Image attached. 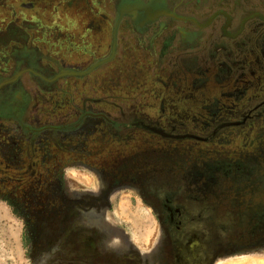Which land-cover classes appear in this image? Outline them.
Instances as JSON below:
<instances>
[{
  "label": "rangeland",
  "instance_id": "obj_1",
  "mask_svg": "<svg viewBox=\"0 0 264 264\" xmlns=\"http://www.w3.org/2000/svg\"><path fill=\"white\" fill-rule=\"evenodd\" d=\"M161 1L199 23L229 16L231 31L239 18L264 14V0ZM115 2L0 0V71L10 77L16 62L30 57L25 49L39 54L33 69L43 78L25 74L22 80H29L26 98L42 117L40 125H70L83 101L95 99L92 108L115 122L100 120L91 137L87 130H48L34 139L32 156L29 135L19 133L14 141L21 151L13 146L7 152L14 156L0 155V203H10V211L0 204V264H171L165 234L171 220L162 201L175 193H184L191 207L208 205L206 217L190 231L197 235L200 258L221 251L215 264L247 256L264 261V108L253 98L264 92L250 86L247 50L219 58L230 68L207 60L219 22L202 29L198 44L161 53L159 45L150 53L143 45L138 51L132 39V50L125 49L127 28L120 21L111 61L85 76L52 79L110 55ZM176 24L196 30L189 22ZM3 96L4 90L0 104ZM137 116L172 135L121 128ZM13 123L6 120L5 128ZM137 146L150 166L142 175L156 174L158 181H122L135 172L137 162L128 155ZM182 255L193 258L187 248Z\"/></svg>",
  "mask_w": 264,
  "mask_h": 264
},
{
  "label": "flooded vegetation",
  "instance_id": "obj_2",
  "mask_svg": "<svg viewBox=\"0 0 264 264\" xmlns=\"http://www.w3.org/2000/svg\"><path fill=\"white\" fill-rule=\"evenodd\" d=\"M115 3L117 5L118 12L122 6L127 4H135L141 8L134 14L133 13L125 14L121 19V21L125 23V27L127 28V30L125 31V37L123 38H124L125 49H128V51L132 50V47H130L131 39L135 42V44H137L136 49L138 51H140L139 50L140 45H143L145 46L143 47V49H145L150 53L152 51L154 53L156 47H159V45H160L159 47L160 53L164 51L165 48H169V50H171L172 48L177 49L183 43H186V46H190V45L193 46L195 44H198V39L201 38V35H203L204 33V31L202 30L203 28L211 27L212 25L219 22L217 21L215 16L209 17L208 20H206L204 23H199L198 20H196L193 17L178 16L171 9H169V7L166 4H164L161 0H116ZM166 10L170 12L172 15L164 14ZM226 18L227 19L225 21H220L216 25L217 31L215 34L217 35L216 38H218L217 39L218 41L217 42L214 41L212 43V45L214 44L213 46H211L213 50L209 49L207 60H212L217 67L230 68V66L225 64L224 60H221L222 58L221 59L219 58L221 56L223 57L224 54L228 55L229 57L231 55H234L233 51H235V49L238 50V48L241 50L242 49L247 50L246 52L248 54V61L250 62L249 65L251 69L253 67V69L250 71L249 74L250 86L257 87V88L254 87V91L256 89L259 90L260 92H264V80H263L264 14L263 15L254 14L250 16L246 15L239 18L236 21L238 24L236 23L237 25L235 26V29H233V31L229 30L232 28L231 18L229 16H227ZM253 18H258L259 22L258 23L255 22L254 24L250 23L251 21H253ZM179 21L189 22V24L196 27V30L190 31L188 29L186 30V28L178 26L177 24L175 25V22H179ZM170 24L171 26H175V27H172L173 29L167 30V32L169 33L166 34L164 31L166 30L167 26ZM251 25L252 27H249ZM131 29L133 31H131ZM149 29L152 30L150 31ZM244 33L250 34V37L245 36L247 39L243 38ZM225 39L230 40L229 45L227 42H225ZM24 53L28 54V56L30 57L27 58L26 60H18L16 62V69L14 70V72L10 77H4L0 71V77H1L0 84L6 80L12 78L15 79L13 82L5 84L0 88V92L4 90L3 100L0 104V130H14V132L12 131L9 134L8 132L6 133L2 131H1L2 134L0 133V138L3 137L0 139L1 157L6 158L8 156H14L12 153L7 152L8 150H12L13 146H14L13 149L16 152L21 151V148L18 145H16L17 141L16 142L14 141V139L17 138V135L19 133L21 135L23 134L24 136L29 135L28 140L30 141V149L27 150V153L32 156L33 153L32 147L36 143L34 139L39 134L45 133L48 130L51 132L52 131L68 132L67 130L69 131L87 130L88 136L91 137V135L95 134L94 130H99L97 127V123L100 120H104L110 125L115 124V122L111 120L107 114H104L103 112H98L97 109L92 108L91 104L93 102L97 103V100L95 99L94 101H83L85 105L78 107V110L75 113L76 119L74 120V122L70 123V125L60 122H57L56 125L46 123L49 122V120H46L45 122L43 121L44 125L43 124L40 125L42 123L41 122L42 117L38 114L37 109L36 110L34 109V104L30 105L32 99L26 98L27 96L26 94L28 93L27 87L30 88L31 86L29 84V80L26 81L22 80L25 74H31L33 76H37L38 78L40 77L43 78L42 76L43 74L40 73L39 70L37 71L33 69V66L35 67L39 66L38 58L40 57L39 54L35 53V51L30 52L27 49H25ZM235 66L236 64L233 65L232 67L233 69H231V71L232 70L233 72L236 71L238 66L237 67ZM234 67L236 69H234ZM239 80L240 77L237 79V81ZM240 84L241 83H237V85ZM253 98L256 101L261 99L259 103L263 105L259 107L264 108L263 107L264 97L258 98L257 96L256 97L253 96ZM14 100H16L15 104L17 105L14 104ZM88 102L89 104H87ZM11 108H12V113H10ZM259 109H257V111H260ZM245 117L247 116L245 115L244 118ZM10 118L12 119L11 121L14 122L13 123L14 126L5 128L3 125H1L2 122H6V120L9 121ZM132 119H133L132 121H129L128 123L124 124V126L121 128L128 131L130 129H133L134 131L142 130L144 132H148V133H152L153 135H160V136L172 135L171 132H166L165 130H159L157 128L155 129V127L146 124L144 121L141 120V117L138 116L132 117ZM151 121L156 122V120H151ZM28 122L29 125L26 124ZM35 123H38V125L34 126ZM114 127L112 126L110 128H114ZM110 128L108 127L109 130ZM17 130H19V132ZM114 130H118V128L116 129L115 127ZM132 138L133 140H135V137ZM68 148L69 147H64L59 149L62 151ZM79 151L80 154H85V155L88 154L87 152H84V149L83 150L81 149ZM140 151H142V149H140V147L137 146L134 149V151L128 155V159H131L133 163L137 162V164H133V166L135 167L134 170L135 172L134 174H131V178L130 179L123 178L122 181H130L132 183H135L142 181L152 182V181H158L160 179V176L154 177L156 174L154 176L153 175L148 176V178L142 175V172L145 171V168H146V172L147 171L149 172L150 166H146L147 164L144 165L145 158L143 159L139 158ZM89 156L92 157L93 154H89ZM148 164L151 165V163ZM109 170L111 169L109 168ZM106 179L107 182L109 183L112 182L110 178L106 177ZM141 188L142 187H140V189ZM141 194L143 196L144 192L142 191ZM0 198H5V197H2L1 195ZM184 198L188 199L184 193L183 194L175 193L173 198H171L170 200L162 201L163 209L167 213H169L171 220V227L167 225V228H165L166 241H167L166 250L169 256L170 263L180 264V262L182 261V262H188V264H215L221 251L218 252L217 256H215L216 254L211 253L208 254L207 257L205 256L204 259H202L203 256L202 258H200L198 256L199 253H197L195 250L197 244L196 242L197 235L193 233L191 234L190 232L192 231L194 225L198 224L197 221L202 220L206 217V214L208 212V205L203 207H191V205H188L187 202H185ZM148 203L150 204V206L153 207L154 211L156 212V207L154 205V202L148 201ZM6 204L9 205L10 203L8 202ZM170 228L174 230L173 233L171 232ZM188 236H190L191 238L190 237L188 238ZM184 248H187V251H189V253L193 255L192 259L190 256L189 258V260L191 259L190 261L189 260L187 261L188 258L186 255H182Z\"/></svg>",
  "mask_w": 264,
  "mask_h": 264
},
{
  "label": "water",
  "instance_id": "obj_3",
  "mask_svg": "<svg viewBox=\"0 0 264 264\" xmlns=\"http://www.w3.org/2000/svg\"><path fill=\"white\" fill-rule=\"evenodd\" d=\"M141 8L138 5L135 4H127L122 6L119 9V17L114 25L113 28V32H112V48H111V53L108 57L102 58L100 60H98L97 62H95L93 65H91L90 67L84 69V70H79V69H69L66 68L64 71H62L61 73L57 74L54 78H52L53 80L58 78V77H64V76H85L87 74H89L90 72H92L93 70H95L96 68H98L99 66L111 61L115 54H116V47H117V32H118V27H119V23L122 19V17L127 14V13H136L138 10H140ZM164 14H168V15H172L170 12H168L167 10L164 12ZM50 79V80H52ZM15 79H9L4 81V83H2V85H0V88L5 85L8 84L10 82H13ZM198 138V137H196Z\"/></svg>",
  "mask_w": 264,
  "mask_h": 264
},
{
  "label": "bare ground",
  "instance_id": "obj_4",
  "mask_svg": "<svg viewBox=\"0 0 264 264\" xmlns=\"http://www.w3.org/2000/svg\"><path fill=\"white\" fill-rule=\"evenodd\" d=\"M259 258V257H257ZM257 258H253V257H242V258H236L235 260L232 261V263L230 264H264L263 260H258ZM260 259V258H259Z\"/></svg>",
  "mask_w": 264,
  "mask_h": 264
},
{
  "label": "crops",
  "instance_id": "obj_5",
  "mask_svg": "<svg viewBox=\"0 0 264 264\" xmlns=\"http://www.w3.org/2000/svg\"><path fill=\"white\" fill-rule=\"evenodd\" d=\"M11 120H12V119L10 118L9 121H11ZM13 121H14V120H13ZM4 123H5V122H2L1 125H3V126L5 127ZM9 123H10V122H9ZM13 126H14V124H13ZM9 127H10V126H9ZM0 204H2L3 208H5L7 211H10V210H8L9 207H8L7 204H5L4 202H2V203H0Z\"/></svg>",
  "mask_w": 264,
  "mask_h": 264
}]
</instances>
